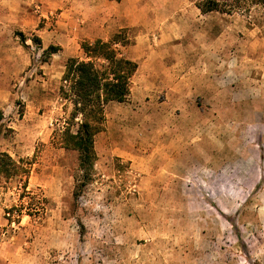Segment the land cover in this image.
<instances>
[{"label": "rangeland", "instance_id": "rangeland-1", "mask_svg": "<svg viewBox=\"0 0 264 264\" xmlns=\"http://www.w3.org/2000/svg\"><path fill=\"white\" fill-rule=\"evenodd\" d=\"M29 1L39 25L16 35L31 64L0 70V152L29 167L0 186V264H264V4ZM123 29L121 52L145 69L106 106L77 197L62 77L83 41Z\"/></svg>", "mask_w": 264, "mask_h": 264}, {"label": "trees", "instance_id": "trees-1", "mask_svg": "<svg viewBox=\"0 0 264 264\" xmlns=\"http://www.w3.org/2000/svg\"><path fill=\"white\" fill-rule=\"evenodd\" d=\"M261 4H264V0H201L198 7L205 14L234 13ZM18 34L23 40L24 35L21 32ZM35 41L38 43L40 39L35 37ZM129 44L130 38L124 29L110 40H85L82 43L84 58L71 57L66 63L61 93L72 102L74 108L67 126L60 133L59 143L79 153L80 176L75 190L77 197L93 180L98 159L95 138L105 129L106 106L110 102H125L130 95L138 63L128 58L119 48ZM58 51V46H49L44 52V61ZM2 119L3 114L0 112V121ZM72 125H76L75 130ZM28 173L29 167L23 160L16 161L8 152H0V186L14 179L21 181Z\"/></svg>", "mask_w": 264, "mask_h": 264}, {"label": "crops", "instance_id": "crops-1", "mask_svg": "<svg viewBox=\"0 0 264 264\" xmlns=\"http://www.w3.org/2000/svg\"><path fill=\"white\" fill-rule=\"evenodd\" d=\"M42 6L45 8V5ZM32 10L29 0H0V70L14 69L17 74L31 64V57L16 34L21 32L25 36L27 31L37 30L41 16H35ZM144 69L139 66L137 75L142 74ZM4 99L7 98L0 97V110L3 109Z\"/></svg>", "mask_w": 264, "mask_h": 264}]
</instances>
